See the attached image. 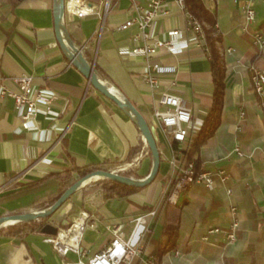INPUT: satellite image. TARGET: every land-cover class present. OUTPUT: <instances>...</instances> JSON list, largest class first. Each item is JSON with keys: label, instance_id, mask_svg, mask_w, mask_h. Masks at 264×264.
Masks as SVG:
<instances>
[{"label": "crops", "instance_id": "1", "mask_svg": "<svg viewBox=\"0 0 264 264\" xmlns=\"http://www.w3.org/2000/svg\"><path fill=\"white\" fill-rule=\"evenodd\" d=\"M246 1L203 0L216 18L223 96L219 126L194 158L201 170H222L227 178L214 176L212 187L193 184L178 195L175 204H163L149 223L150 233L135 243L141 253L123 264H155L150 256L155 242L162 240L167 204L180 209L179 236L176 249L163 255L159 264H264V109L252 92L249 71L254 65L264 72V51H257L249 34L240 31ZM137 2L146 6L148 0ZM167 7L169 14L149 29L158 39H168L170 30L185 26L180 8L171 2ZM254 8L256 18L249 31L264 36V0H255ZM132 14L129 0L114 2L99 39L95 35L101 22L95 16L65 17L64 23L77 47L86 44L83 56L98 79L147 121L160 156L156 179L122 198L106 197L99 180L85 182L48 220L58 226L83 220L79 254L68 252L60 257L45 241L46 235L9 236L4 230L0 233V264H87L112 239V226L122 224L124 238L129 237L132 220L153 208L175 169L173 141L153 119L154 110H163L158 101L165 92L180 97L192 112V138L184 144L189 160L193 141L212 105L209 55L193 43L178 54L164 49L149 58L127 54L143 46L134 40L135 28L116 30ZM153 66L174 71L158 76L157 86L151 87L143 75ZM21 75L30 76L34 87L50 90L56 98L50 113L38 106L28 129H22L13 100L0 97V218L41 211L79 179L76 170L80 168L101 166L111 171L123 166L127 169L123 174L130 172L134 179L148 175L152 158L136 125L66 60L55 36L53 0H23L15 7L0 0V87L17 92L13 78ZM236 145L243 158L234 152ZM232 205L239 229L236 243L228 245L222 232L231 223ZM208 229L218 232L205 242ZM177 250L179 256L174 254Z\"/></svg>", "mask_w": 264, "mask_h": 264}, {"label": "built area", "instance_id": "2", "mask_svg": "<svg viewBox=\"0 0 264 264\" xmlns=\"http://www.w3.org/2000/svg\"><path fill=\"white\" fill-rule=\"evenodd\" d=\"M118 1L120 0H100L98 4H94L87 0H65L64 18L82 19L87 16L97 17L101 25L96 30L95 36L99 39L105 16L110 11L112 4ZM129 1L133 14L124 20L116 30L126 31L135 28L137 33L134 36V40L142 41L143 46L126 51L127 54H138L149 58L157 54L161 49L166 50L170 54H178L187 49L190 43H193L194 46L202 49L209 55L208 49L203 45V29L204 27L207 28V26L204 22H200L188 14L184 0H148L146 6L139 5L137 0ZM208 1L216 2V0ZM168 2L174 3L184 13L185 26L182 30H170L168 32V39H158L149 32V29H151L157 19L169 14ZM254 2L255 0H247L243 7L244 21L240 27V31L246 34L248 33L251 45L257 51L262 52L264 51V36L259 31H249L256 18ZM215 34H217L216 27ZM215 44L219 48V42ZM86 48V44L81 46L82 51ZM173 71L174 68L172 67L153 66L151 71L143 75V79L151 87H156L158 76ZM249 71L252 92L261 99V105L264 109V72L254 65L250 67ZM13 81L17 83L19 90L17 92H11L1 86L0 97H8L13 100L22 129H28L31 118L38 112V106H44L46 108L45 114L50 113V108L54 103L56 95L50 90L34 87L31 82V77L27 75L13 78ZM158 104L163 107V110H154L153 119L162 129V132L176 143L174 158L172 160V165L175 169L171 175L169 186L151 210L132 220L133 228L127 239L124 238L122 233V224L112 226L110 228L112 239L102 251L90 258L87 264L128 263L135 255L141 253V250L135 243L137 239L150 233L149 223L156 216L157 211L163 204L167 202L175 204L178 195L186 191L193 184L212 187L214 185V176H217L221 180H226L227 178L225 172L222 170L216 173L201 170L199 173H196L193 162L187 160L185 155L187 146H184V144H187V141L192 138V133L190 132L192 112L184 100L165 92L159 97ZM234 152L237 157H244L238 145L234 147ZM111 171L123 174L127 172V169L123 166H118ZM226 193L229 195L231 190L227 189ZM229 214L231 223L228 229L222 233L227 244L232 245L237 241V231L239 229V218L235 206L232 205L229 207ZM49 223L58 228V234L56 236H46L45 238V241L52 246L55 253L60 257H65L68 252L79 254V243L84 230L83 220H73L68 227L64 228H60L52 221ZM78 223L79 236L74 240H68L74 234ZM216 232L218 230L208 229L203 237V241L207 242L208 237ZM61 235H63L62 239ZM174 254L176 256L180 255L178 250ZM149 264L153 263L149 262Z\"/></svg>", "mask_w": 264, "mask_h": 264}, {"label": "trees", "instance_id": "3", "mask_svg": "<svg viewBox=\"0 0 264 264\" xmlns=\"http://www.w3.org/2000/svg\"><path fill=\"white\" fill-rule=\"evenodd\" d=\"M13 7L17 6L23 0H7ZM90 3L98 4L100 0H87ZM184 5L188 14L196 18L200 22H204L207 26L204 27V39L203 45L208 49L209 52V62L211 66V72L214 83V93L212 99L211 109L202 123L201 129L197 134L195 140L193 141L191 151L189 153L188 161L193 162L194 169L196 173L201 171V167L199 165V161L197 158H194V155L197 154L199 147L209 139L220 123V112H221V103L223 96V68L221 64V58L219 56L218 48L216 46V42H219L220 38L218 34H215V25L216 18L215 14L212 11H209L204 6L203 0H184ZM87 61L88 59L84 57ZM89 62V61H88ZM173 149H176V143L173 142ZM134 153V150H133ZM96 170H106L101 166H92V167H84L76 170V173L79 178H82ZM130 176V175H126ZM139 179V177H136ZM99 186H101L104 195L108 198L112 197H126L129 194L136 192L137 188L124 186L110 180H99L97 182ZM67 189V188H66ZM62 190L60 195L66 190ZM55 200L49 202L42 210L48 209ZM41 210V211H42ZM179 214L180 209L167 204L164 208V224L162 226V240L157 241L154 244V250L150 256L152 260H154L155 264H159L163 255L168 252H171L176 249L177 239L179 236ZM45 219H38L37 221L29 222V223H16L11 226H7L0 230L6 231L9 236H18L22 235L26 232H37L41 233L42 227L46 224ZM69 223L64 227H68Z\"/></svg>", "mask_w": 264, "mask_h": 264}, {"label": "water", "instance_id": "4", "mask_svg": "<svg viewBox=\"0 0 264 264\" xmlns=\"http://www.w3.org/2000/svg\"><path fill=\"white\" fill-rule=\"evenodd\" d=\"M64 8L65 0H53L55 36L66 60L87 80L89 86H91L100 95L110 100L131 118L133 123L138 128L146 146L148 147L152 158V166L148 175L143 179H134L130 176L115 173L110 170H96L82 178L77 179L48 209L39 211L37 213L15 214L1 217L0 229L6 226L14 225L16 223H29L37 221L38 219H45L47 221L41 229V234L46 236H56L58 234V228L49 223L48 220L66 203L68 199H70V197L79 188L82 187L85 182L93 180L94 177H97V180H110L124 186L142 189L154 182L159 171L160 156L156 142L152 135V131L147 121L130 102L118 97L98 79L97 74L93 69V65L84 58L81 47H77L68 34L64 23ZM8 221L13 222V224L4 225V223ZM65 225H67L66 221L63 222L59 227L64 228Z\"/></svg>", "mask_w": 264, "mask_h": 264}, {"label": "bare ground", "instance_id": "5", "mask_svg": "<svg viewBox=\"0 0 264 264\" xmlns=\"http://www.w3.org/2000/svg\"><path fill=\"white\" fill-rule=\"evenodd\" d=\"M98 178L97 177H94L93 180H97ZM7 225V224H13V222L11 221H8V222H5L4 225ZM79 236V223L77 224V227L75 229V232L73 235H71V237L68 238V240H74L75 238H77ZM63 238V235H61V239Z\"/></svg>", "mask_w": 264, "mask_h": 264}, {"label": "rangeland", "instance_id": "6", "mask_svg": "<svg viewBox=\"0 0 264 264\" xmlns=\"http://www.w3.org/2000/svg\"><path fill=\"white\" fill-rule=\"evenodd\" d=\"M130 173V172H129ZM129 173L128 174H123V175H129Z\"/></svg>", "mask_w": 264, "mask_h": 264}]
</instances>
